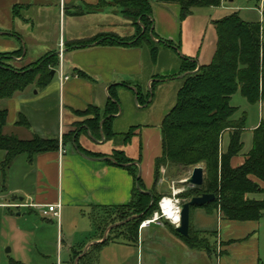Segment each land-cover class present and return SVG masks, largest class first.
Returning a JSON list of instances; mask_svg holds the SVG:
<instances>
[{
  "label": "crops",
  "instance_id": "1",
  "mask_svg": "<svg viewBox=\"0 0 264 264\" xmlns=\"http://www.w3.org/2000/svg\"><path fill=\"white\" fill-rule=\"evenodd\" d=\"M4 1L7 2V10L0 12V52L21 48L22 55L15 57L12 62L24 66L53 51L59 55V66L54 69L52 79L45 88L16 91L8 100L13 111L11 113L10 107L7 108L6 123L2 128L3 134L15 135L20 139H30L35 134L44 138L60 139L73 124L85 120V116L77 115L76 111H83L89 105L103 110L109 97L108 91L110 87L115 86L119 109L113 114L111 120L114 135L105 139L101 130L97 135L92 136L87 129L77 138L81 147L101 155L87 156L78 151L73 143L62 145L64 149L62 154L59 148L56 151L39 153L31 162L32 167L35 168L32 172L31 184L27 189L19 191L23 196H16V199L11 201H0L2 208H25L36 212L43 219L55 220L52 227L56 235V255L59 252L61 264H63L62 249L66 247L65 258L69 259L68 264H70L74 249L83 246L82 253L84 250L86 253L93 244L102 240L93 238L95 234L89 219L92 208L126 205L131 201L135 187L132 176L123 167L107 161L111 160L110 155L114 150H122L128 158L132 159V164L136 165L140 171L146 191L152 188L154 161L161 154L160 123L162 119H159L156 126L157 147L152 148L151 142L146 139L149 131L146 128L147 123L137 124L136 118L131 117L134 108L132 106L124 108L122 100L130 92L133 97L135 96L136 102L135 87L139 83H136L133 78L141 71L144 47L101 46L96 43L78 47L74 43L98 34L113 33L122 36L114 31L115 25L123 21L122 23L127 27L129 23L121 21V11L111 2L102 9L94 10L92 8L99 0ZM15 5L25 6L20 12L21 16L13 14ZM193 9L190 15L181 20L179 5L153 3L154 28L159 37L179 43L181 54L196 60L199 65L208 64L216 46V34L212 22L217 18L209 22L206 18H202L204 25L198 26L197 22H194L197 16ZM207 29L211 33L208 40L204 38ZM134 32L135 28L124 36H131ZM53 35L55 37L50 42V36ZM175 53L177 54L176 51ZM156 63L157 60L154 64ZM78 70L84 72L87 77L80 76ZM60 73L67 79H62ZM182 76L181 74L175 78L181 79ZM164 77L161 83L171 79V76ZM123 82L130 85L122 86ZM151 82L150 77L146 81V87L144 86L146 91ZM140 86L143 89L142 85ZM52 93L56 94L58 103L53 137L46 133H38L39 127L44 129V120L42 111L35 104L36 99ZM259 102L263 105L264 99H260ZM19 114L26 117L29 122L28 127L15 124ZM32 118L37 121L33 122ZM39 118L41 120L38 121ZM131 126H140L137 131L140 134L138 136L136 133L129 141H125L123 134ZM8 127L16 130L7 132ZM242 134L241 141L244 146ZM228 142L229 131H225L221 137V152L226 151ZM250 148L251 144L244 152L240 151L233 156L230 161L231 166L241 165ZM251 178L264 189L263 183L254 177ZM163 180L164 170L161 171L159 182ZM159 186L158 183L157 192L160 194ZM246 198L262 199L257 198L253 193L246 194ZM55 203L61 204L59 217L52 214L44 216L42 214L44 206ZM17 204H26V206H16ZM213 213H207L202 207L191 210L190 224L193 230L210 232L201 225L200 217L211 216ZM215 213L219 227L216 233L213 232L215 244L212 245L210 252L190 249L164 222L163 226L153 225L138 229L137 239L133 242L120 236L103 244L97 252L95 264H260L255 244L257 221H239L243 222L242 226L231 224L228 227V219L223 218L218 211ZM17 215H20V212ZM67 222L74 224L75 228L78 225L81 226V236L87 234L83 243L74 242V231L69 237L75 244L67 243L60 237L62 225ZM235 231L239 232L240 236L236 235Z\"/></svg>",
  "mask_w": 264,
  "mask_h": 264
},
{
  "label": "trees",
  "instance_id": "2",
  "mask_svg": "<svg viewBox=\"0 0 264 264\" xmlns=\"http://www.w3.org/2000/svg\"><path fill=\"white\" fill-rule=\"evenodd\" d=\"M107 0H99L92 8L102 9ZM221 0H115L121 8V14L135 32L128 37L117 34H98L92 38L77 40L78 47L96 43L101 46L147 47L153 63L156 62L159 47H166L177 52L179 69L183 74L182 83L177 90L175 103L164 115L160 123L161 154L154 161L153 184L150 195L142 192L146 187L142 178L137 179L138 167L122 150H114L108 163L126 169L133 178L134 189L131 201L126 205L93 207L89 219L94 230V239H102L106 229L117 222L123 224L110 229L106 238L93 244L88 251L82 253V247L74 249L70 264H95L100 247L122 236L133 242L137 239L140 222L159 210L158 203L163 197L157 192L161 171L165 167L189 169L203 164L206 175L201 187H190L178 198L187 201L193 196L203 193L214 195V199L204 205L191 206L190 211L202 207L207 213L220 212L221 216L231 221H258L264 213V199L246 198V194L263 192L260 184H264V121L252 130L251 148L244 161L237 167L230 164L231 158L237 155L242 147L241 134L245 119H233L237 108L230 105L231 96L240 90L247 101L254 103L264 99V43L261 41V27L258 21L244 20L239 11H233L220 19L214 20L216 46L211 61L199 65L196 60L180 53V44L158 36L154 28L153 3L177 4L180 7V19L184 20L195 7H217ZM264 8V0L262 1ZM25 6L15 5L13 14L21 16ZM144 30V32H142ZM152 34V36H151ZM22 55V49L0 52V99H8L16 91L25 89L34 83L38 87L46 86L52 79L51 70L59 66V55L48 52L32 63L20 68L10 64L15 57ZM82 77L87 75L78 70ZM176 75V74H175ZM156 77V76H154ZM150 83V91L155 83L164 81V76ZM130 83H122V86ZM136 103H149L151 92L143 95L141 86L136 87ZM115 86L110 87L109 97L104 109L89 105L83 111H76L79 116L87 117L76 123V128L63 134L61 145L73 143L76 149L87 156H100L90 152L77 142L82 131L87 129L95 136L101 130L105 139L114 135L111 129L113 114L118 112L119 102L115 94ZM7 109H0V149L5 152L2 167H8L20 154H26L31 163L39 153L56 151L59 148L57 138H44L33 135L30 139H20L15 135H5L2 128L6 123ZM19 126H29L25 116L19 114L15 122ZM84 125V127H82ZM101 125V126H100ZM140 126H131L124 134L125 141L135 135ZM229 131V142L225 152H221L222 134ZM139 186V189L136 188ZM137 216L136 218H128ZM127 220V221H126ZM168 223V222H166ZM169 224V223H168ZM171 225V224H170ZM180 237L190 249L212 251L208 237L212 232L193 230L189 226V236ZM14 264H23L14 262Z\"/></svg>",
  "mask_w": 264,
  "mask_h": 264
},
{
  "label": "rangeland",
  "instance_id": "3",
  "mask_svg": "<svg viewBox=\"0 0 264 264\" xmlns=\"http://www.w3.org/2000/svg\"><path fill=\"white\" fill-rule=\"evenodd\" d=\"M262 1L263 0H221L220 5L217 7H195L193 12L197 17H195L194 22L196 21L198 26H201L200 24L204 25L202 18H206L209 22L212 19H220L230 12L239 11L241 17L244 20L258 21L260 23L261 41L264 43V8ZM106 2L115 4V0H107ZM6 3V1L3 2V0H0L1 13L7 10ZM116 8L121 11L120 7ZM198 17H201V19H198ZM121 18V21L124 20V22H126L123 15ZM122 22L118 25H115L114 31L122 35L121 37H126L124 35L128 34L130 30H134V26L129 24L127 27H125L126 25H124ZM210 34L211 33H209V30L207 29L204 38L208 40ZM54 37V35L50 36V42L53 41ZM143 50L142 68L141 71L138 72V76H135L133 80L136 83L142 85L143 89L145 90L144 91L141 88L143 95L151 92V96L148 99L150 102L147 104V106H145L146 104H136L135 96L133 97L130 92H128L127 97L123 98L122 100L124 108L130 106L134 108L131 117L136 118L135 122L137 124L141 122L147 123L146 128L149 131L146 139L147 141L151 142L152 148H156L158 142V133L156 131L157 122L159 119H162L174 105L176 93L182 83V80L175 78L178 77V75L175 74H177L179 65V59L175 51L166 47H159L157 63L154 64L151 62V58L149 57L148 48L144 47ZM10 64L13 65L14 68L22 67V65H16L12 61H10ZM66 65L67 63L65 62V66ZM157 76H171V79L168 82L155 83L152 91H150L149 85V88L146 91V81L150 77L152 81L159 80ZM28 88L42 90L45 88V86L38 87L32 83L29 84L25 89ZM9 99L10 98L0 99V109H7L10 107L9 109L12 113V107L9 106L8 103ZM35 104L37 105L36 107L42 111L41 115L43 116L44 120V129L39 127L38 133H46L52 137L53 135L55 136L54 128L58 113L56 94L52 93L43 98L36 99ZM230 105L237 108V111L232 116L233 119H245L243 129L244 132L242 134L244 146L241 149V151L244 152V150L250 147L252 141V130L257 127L261 120L264 121V103L262 105V103L259 101L254 103L247 101V99L242 96L240 90L237 89L236 92H234V94L231 96ZM41 118H39L38 121L41 120ZM86 118L87 117H85V119ZM32 121L36 122L37 119L32 118ZM76 127V124H73L68 131L75 129ZM15 130L16 129H13V127H8L6 129L7 132ZM62 135L58 140H62ZM4 159L5 152L0 149V201H11V199H16V196H23L22 192L19 191L21 189H27V187L31 184L33 178L32 172L35 170V168L32 167L33 164L28 161L26 154H20L15 157L14 161L3 170L2 163ZM196 166H202L204 168L205 177L206 171L204 165L198 164ZM192 168L193 167L185 170L172 166L163 168L162 170H164V180L159 182V190L161 191L160 195L171 196L172 188L178 190V194L180 195L185 192V190L190 188L191 186L184 182V180L190 175ZM253 195L257 198L264 199V191L255 192ZM179 199L181 203L184 202L181 198ZM18 212H20V215H17ZM168 223H166V225L171 227L170 223ZM200 223L203 227L212 232L208 237V240L212 245H214V233H216L219 227L216 213L214 212L211 216L200 217ZM53 224H55V220L49 221L43 219L36 212H31L25 208L17 209L0 207V264H14V262H20L23 264H44L45 262H49L48 264L55 263L57 256L55 244L56 235L53 232ZM231 224L242 226L243 222L228 220V227ZM81 229L82 228L80 225L75 228L74 224L68 222L64 223L62 225V233H60V237H62L64 241H67V243L72 242V239L69 237V235L74 231V242L85 241L87 234H83V236H81ZM237 229L239 231V228ZM236 231V235L240 236V233ZM255 238L257 240L255 244L257 246L260 264H264V213L257 221ZM65 248L66 247H63L62 249L61 259H63V264H68L69 259L65 258ZM7 249L9 250L7 251Z\"/></svg>",
  "mask_w": 264,
  "mask_h": 264
},
{
  "label": "water",
  "instance_id": "4",
  "mask_svg": "<svg viewBox=\"0 0 264 264\" xmlns=\"http://www.w3.org/2000/svg\"><path fill=\"white\" fill-rule=\"evenodd\" d=\"M144 32V30H142ZM152 36V34H151ZM54 70H51V76H53ZM183 75V74H182ZM136 93V92H135ZM111 159V158H110ZM140 178V171H138L137 179ZM204 181V168L202 166H194L190 172V175L184 180V182L188 183L191 187H201ZM136 188L139 189V186L136 185ZM151 197V201H153L152 193L150 191H142ZM214 199V195L210 193H203L199 196H193L189 200L184 201L180 204V222L179 225L175 227L176 232H178L180 235L187 237L189 236V226H190V207L191 206H198V205H204ZM137 216H132L128 218L127 220L131 218H136ZM126 220V221H127ZM125 221L117 222L112 225H110L106 232L104 237L102 238L101 242L106 238L107 233L110 229H112L115 226L123 224ZM89 247V246H88ZM9 249H7L8 251ZM86 250L82 253V255L85 253ZM78 256L76 261H78Z\"/></svg>",
  "mask_w": 264,
  "mask_h": 264
},
{
  "label": "built area",
  "instance_id": "5",
  "mask_svg": "<svg viewBox=\"0 0 264 264\" xmlns=\"http://www.w3.org/2000/svg\"><path fill=\"white\" fill-rule=\"evenodd\" d=\"M60 54H61V51H60ZM60 77L62 79H67V77H64L62 75V73H60ZM59 152H60V154H62L64 152V149L61 145V141L59 144ZM178 192H179L178 190L172 188L171 196H163L158 203L159 210L154 212L152 216L143 219L140 222L138 229L149 228L153 225L154 226H163L164 222H169L174 227L178 226L179 222H180V204H181L180 199L177 197ZM166 198H169V200L172 202V205H174L178 209V212H177L178 215L176 217L171 218V217H168L167 214H165L163 207H162V202ZM16 206H26V204H21V205L17 204ZM35 206H38V205H35ZM60 207H61L60 203L45 205L44 209L42 210V214L44 216H47L48 214H52L53 216L58 218L60 215ZM55 264H61L59 252L57 254Z\"/></svg>",
  "mask_w": 264,
  "mask_h": 264
},
{
  "label": "bare ground",
  "instance_id": "6",
  "mask_svg": "<svg viewBox=\"0 0 264 264\" xmlns=\"http://www.w3.org/2000/svg\"><path fill=\"white\" fill-rule=\"evenodd\" d=\"M162 207L163 210L165 212V214L168 215V217H176L178 214V209L172 205V202L169 200V198H166L163 202H162Z\"/></svg>",
  "mask_w": 264,
  "mask_h": 264
}]
</instances>
